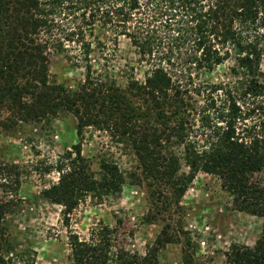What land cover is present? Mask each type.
Returning <instances> with one entry per match:
<instances>
[{"label": "trees", "instance_id": "obj_1", "mask_svg": "<svg viewBox=\"0 0 264 264\" xmlns=\"http://www.w3.org/2000/svg\"><path fill=\"white\" fill-rule=\"evenodd\" d=\"M120 38L146 67L142 81L131 76L124 88L91 61ZM52 54L82 64L83 81L72 89L51 82ZM263 58L264 0H0V117L8 114L0 128L60 109L75 117L79 143L59 157V179L41 193L62 207L67 229L86 197L119 195L124 184L116 164L101 161L94 173L82 156L84 132L95 128L130 149L146 178L178 199L199 172L217 176L236 210L262 220L254 245L232 244L227 264H264V188L251 179L264 170ZM228 61L232 83H200ZM182 162L188 173L180 174ZM8 212L0 202L2 245ZM115 233L96 228L86 241L69 231L73 264H153L154 249L144 257L117 250ZM0 264H7L1 256Z\"/></svg>", "mask_w": 264, "mask_h": 264}, {"label": "rangeland", "instance_id": "obj_2", "mask_svg": "<svg viewBox=\"0 0 264 264\" xmlns=\"http://www.w3.org/2000/svg\"><path fill=\"white\" fill-rule=\"evenodd\" d=\"M91 61L121 88L131 76L142 81L146 69L124 38L107 53H94ZM232 66V61L226 62L203 75L200 83H232ZM260 68L264 73V58ZM49 76L51 82L72 89L84 79L83 65L52 54ZM197 101V108L204 105L203 99ZM7 117L4 111L0 121ZM76 123L71 113L60 109L40 122L0 128V202L9 206L4 220L7 245L0 238V256L7 264H73L69 231L87 241L93 229L104 226L116 231L112 244L117 250L144 257L154 249L153 264H227L225 255L232 244L252 247L259 238L262 220L236 210L217 176L199 172L178 199L171 187L146 178L130 149L95 128L84 132L82 156L94 173L101 161L116 164L124 184L119 195L101 201L86 197L71 214L67 229L62 207L42 199L41 193L57 183L59 157L79 143ZM184 173L188 169L182 162L180 174ZM251 179L264 188V170Z\"/></svg>", "mask_w": 264, "mask_h": 264}]
</instances>
